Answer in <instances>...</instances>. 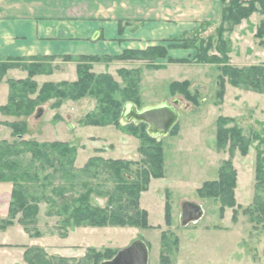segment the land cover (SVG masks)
Here are the masks:
<instances>
[{
	"label": "rangeland",
	"instance_id": "obj_1",
	"mask_svg": "<svg viewBox=\"0 0 264 264\" xmlns=\"http://www.w3.org/2000/svg\"><path fill=\"white\" fill-rule=\"evenodd\" d=\"M219 20L215 23L208 22L209 24L202 22L183 37L156 43L155 45L166 47L168 52L165 58L152 62L134 61L130 58L93 62L91 71L95 79L101 77V74H108L112 82L118 86L110 99L102 100L103 96L92 90L91 92L87 90L84 96L79 98L59 99L51 94V98L38 105L26 118L27 131L22 140L34 138L43 143L60 141L75 149V152L70 151L71 155L67 152L68 154L61 158L63 163H60L59 156L58 160L54 161V154L50 150L45 160L47 163L43 160H32L30 170H36L40 183L46 185L36 186L35 193L38 195L43 193L45 200L38 205L35 226L26 233L47 256L65 257L69 259L70 264H93L94 260L86 257L87 250L92 249L104 254L101 263L111 259L131 242L142 240L148 248V264H264V215L259 212L251 214L248 210L251 209L256 196L264 203V190L256 189L255 180L256 157L259 148L264 151V144L259 146L258 141H253L249 144L246 154L234 149L231 156L229 147L218 149L215 140L216 121L219 117L231 118L233 122L229 126H238L247 138H250L252 133H258L263 137L264 95L232 86L220 70L222 64L216 63L219 66H215L193 60L196 54L194 48H203L209 38L213 40L216 38L215 29ZM263 21V13L253 12L231 31L223 34L222 38L226 41L227 65L235 68L264 66V45L261 44L262 39L255 36L257 28ZM241 23L243 26L240 27ZM223 25L226 27L229 24ZM104 41L111 42L109 37ZM68 42L75 44L70 47ZM68 42L65 45L70 50L94 49L93 45L80 39ZM185 45L188 46L182 47ZM114 47L117 49L115 44ZM215 47L218 50L212 47L208 53L222 57L224 55L222 46L218 44ZM126 48L136 49L130 46ZM97 49L98 52H106L102 45H98ZM124 50L119 54L102 55L116 56L124 53ZM50 56L55 57L48 63L53 69L49 73L33 77L38 90L46 83L76 81L75 60L68 61L63 57L79 55L64 53ZM169 56L188 59L189 62H168ZM64 62L66 65L60 64ZM135 68L139 69V74L127 76L119 71ZM38 76L45 77L41 79L37 78ZM222 78L223 94L221 100H218L216 94L218 81H223ZM183 81L188 83L187 86L181 84ZM175 82L179 85L177 84L176 90L172 91L171 85ZM183 88L194 97L193 101L182 93ZM69 90L70 88L67 91ZM37 93L38 91L32 97H36ZM112 97L115 100H112ZM127 100L135 102L137 109L167 102L179 113L178 121L172 128L175 129V134L174 132L170 134L171 130L167 136L153 137L156 142H161L163 176L155 178L150 175L147 189L139 196V207L147 213L148 226L141 228L113 224L78 225L64 226L63 229L62 221L75 206L81 205L78 201L85 199L83 194L88 188L93 190L87 198V204L91 208L106 211L107 215L115 208L116 203L108 204V195L114 191L115 181L112 173L106 167H102L103 162L111 160L130 162L132 166L124 175L130 179H135L141 172L150 169L147 155L139 149L142 143L144 147L149 145L144 140L145 134H149L148 125H136L131 122L135 124L131 125L135 130L133 133V129H128L121 121L120 107L122 108L121 105ZM56 101L60 105L55 108ZM110 106L114 115L106 112ZM39 109H43V112L38 116ZM94 116L101 125L92 124ZM8 119L12 121L22 118L8 116ZM0 129H2L0 138L8 137L9 142L20 141L18 137L12 135L10 127ZM30 157V153H26L23 159L27 162ZM94 157L99 159L100 164L96 174L94 175V167L91 168L90 174L80 172ZM226 160L231 162L235 170L236 204L220 211L222 206L217 199L200 197L197 191L205 181L218 179L219 166ZM52 162L53 167H49ZM41 165L44 166V170L39 168ZM70 165L76 180L65 174ZM55 167L61 171H56ZM45 176L48 181L43 179ZM31 185L35 186V183L31 182ZM58 189H62L60 196L56 194ZM98 193L102 194L97 195ZM47 200L56 202L57 205L62 204L68 211L51 205ZM188 202L199 205L202 213L199 218L185 222L183 209L184 204ZM122 203L126 204V197ZM167 205L169 223L165 219ZM128 213V216H134V210ZM35 231L38 235H35ZM88 255L93 253L89 252Z\"/></svg>",
	"mask_w": 264,
	"mask_h": 264
},
{
	"label": "trees",
	"instance_id": "obj_2",
	"mask_svg": "<svg viewBox=\"0 0 264 264\" xmlns=\"http://www.w3.org/2000/svg\"><path fill=\"white\" fill-rule=\"evenodd\" d=\"M221 2V18L215 29L216 38L208 39L204 47L199 49L194 48L196 54L193 60L195 62L203 64H214L219 66L223 76H225L228 82L238 88L245 90H251L258 94L264 95V66L263 65H250L246 68H235L226 64V41L222 38L223 34L227 31H231L234 26L238 25L243 19H246L253 12H258L264 14V0H218ZM229 24L226 27L223 24ZM209 24L208 22H204ZM256 38L262 39L261 44L264 45V21L261 22L257 31L255 33ZM218 42V43H217ZM220 44L222 49H224V55L220 57L219 55L209 54V50L213 47L218 50L215 45ZM188 45L182 46L186 47ZM221 49V50H222ZM167 49L163 45H151L145 49H126L124 53L116 56L102 55H79L64 56L63 59L68 61L75 60L77 79L74 82H60L58 84L46 83L38 90L36 83L33 81V77L39 74L49 73L53 67L48 63L54 60V56H33L25 60H14L0 59V81L4 77L8 69L13 67H19L27 72V77L25 79L9 80V92L6 104L0 106V113L5 116L21 117L20 120H14L12 122L3 123L11 128L12 135L18 137L20 141L9 142L6 140H0V182H8L12 186L10 193L9 202V213L8 218L1 222L0 227L4 228L7 225L12 224L14 221L18 222L25 231L29 232L31 227H34L37 220V214L39 212V203L44 202L45 195L42 193L38 195L35 193L36 186L45 187L44 183H40V177L36 170L31 171L32 160H47V153L50 151L54 154V161L58 160L60 157V163H63L61 158H63L68 153L75 152L74 147H69L65 142L54 141V142H38L36 140H22V136L27 131V121L26 118L30 116L34 109L41 103L45 102L47 99L51 98L50 95L53 94L54 97L59 99H64L66 97L79 98L84 96L87 90L91 92L97 91L101 96L102 100L110 99L114 95L118 86L111 80V76L108 74H101L98 79H95L92 73V63L95 61H110V60H122L125 58H130L134 61H149L152 62L156 59H162L167 56ZM211 52V51H210ZM221 52V51H220ZM168 62H179L187 63L188 59H178L168 57ZM219 63V64H216ZM123 75L139 74V69L131 70H119ZM223 79V78H222ZM102 80L103 82H101ZM178 83H173L171 85L172 91L176 90ZM181 84L185 87L187 82L183 81ZM223 81H218V100H221L223 94ZM58 85H60L58 87ZM179 85V84H178ZM103 87H106L104 89ZM70 88L69 91H67ZM38 91L36 97H32ZM188 90L183 88L182 93L187 99L193 101ZM131 99L132 98H127ZM112 100H115L112 97ZM127 100L126 102H135ZM55 108L59 106V102ZM124 103L121 105L123 106ZM111 106L106 110V112H111ZM120 109H122L120 107ZM114 115V112H111ZM121 116V110H120ZM231 120V122H230ZM233 120L227 117H219L216 121V135L215 140L218 149H224L226 146L229 147L230 155L234 149H238L241 154H246L249 144L253 141H258L259 146L264 144V134L260 137L258 133H252L250 138H247L243 130L236 125L229 126ZM101 122L94 116V123L96 125H101ZM2 123L0 122V125ZM134 123L126 124L128 129H133L132 132L135 133L134 128L131 125ZM145 124L143 122L136 125ZM175 131L172 130L170 134ZM177 132V129H176ZM175 134V132L173 133ZM149 135V134H148ZM147 133L144 136V140L149 143L147 147H144L143 143L139 147L150 163V169L141 172V175L135 179H130L124 175L128 173L132 164L124 160H111L108 162H103L102 167L107 168L112 173V178L115 181L114 191L108 195V204H115V208L107 215L106 211L91 208L87 204V198H89L90 193L93 191L88 188L83 194V200L78 202L81 205L75 206L72 212L67 214L64 221H62V227H74L78 225H93V226H104L107 224L113 225H130L135 227L146 228L147 225V213L145 210L139 207V196L142 191L147 189L149 183V176L151 177H161L163 176V151L161 147V142H156L154 138ZM140 137V136H139ZM141 138V137H140ZM143 140V138H141ZM15 142V143H14ZM71 151V152H70ZM68 152V153H67ZM26 153H30V160L27 162L23 159ZM71 155V154H70ZM99 159H90L91 163H88L80 172L84 174L92 173V167H94V175L97 169L100 167L98 163ZM46 162V161H45ZM47 163V162H46ZM49 167H53V162ZM36 168V167H35ZM44 170V166L39 167ZM56 171H61L60 168L55 167ZM72 167L68 168L65 174L75 179V173ZM79 171V170H78ZM219 177L216 180L205 181L202 186L198 189V195L200 197H211L217 199L221 203V210L225 207H232L236 204L234 198V189L236 186V176L235 170L232 168V164L229 160L223 161L218 169ZM127 178V179H126ZM46 181L47 177H43ZM131 180V181H129ZM255 180L256 189L264 190V151L259 148L256 164H255ZM31 182L35 183V186L31 185ZM75 182V181H74ZM63 188V187H62ZM62 193V189H58L56 194L59 196ZM98 193L97 195H101ZM255 196V195H254ZM126 197V204L122 203L123 198ZM51 205L59 206L63 208V211L67 212L66 207L57 205L56 202L48 201ZM134 210V216H128V212ZM251 214L254 212H259V214L264 215V203H261L258 196L255 197L251 209H248ZM247 212V211H246ZM166 222L169 223V205L166 206L165 211ZM35 235L38 232L35 231ZM88 249L86 257L93 259V264H99L101 259L104 257L103 253L97 251H90ZM92 252L93 255H88ZM109 255V254H108ZM107 257V256H105ZM110 257V256H108ZM108 259V258H107ZM24 260L27 264H70L69 259L60 256H47L46 253L40 247L34 246L29 247L25 250Z\"/></svg>",
	"mask_w": 264,
	"mask_h": 264
},
{
	"label": "crops",
	"instance_id": "obj_3",
	"mask_svg": "<svg viewBox=\"0 0 264 264\" xmlns=\"http://www.w3.org/2000/svg\"><path fill=\"white\" fill-rule=\"evenodd\" d=\"M221 8L217 0H0V59L25 60L64 53L119 54L129 46L139 49L178 39L202 22L215 23ZM107 37L111 42L104 41ZM78 39L94 49L66 48L68 40ZM72 44L68 42V46ZM98 45L106 52H98ZM26 77L27 72L19 67L7 70L0 81V106L7 102L8 81ZM42 112L39 109L37 115ZM4 116L0 113V128L15 120L8 121L12 118ZM11 190L8 182H0V225L8 218ZM34 246V240L18 222L0 227V264H27L25 250Z\"/></svg>",
	"mask_w": 264,
	"mask_h": 264
},
{
	"label": "water",
	"instance_id": "obj_4",
	"mask_svg": "<svg viewBox=\"0 0 264 264\" xmlns=\"http://www.w3.org/2000/svg\"><path fill=\"white\" fill-rule=\"evenodd\" d=\"M174 102H179L174 100ZM179 118L178 111L171 103L161 102L154 106L137 109L132 102H126L121 110V121L124 124L134 122L148 125L147 132L152 137H164L169 134ZM201 207L195 203H185L183 209L184 221L200 217ZM149 252L142 240H135L120 249L111 259L100 264H148Z\"/></svg>",
	"mask_w": 264,
	"mask_h": 264
}]
</instances>
